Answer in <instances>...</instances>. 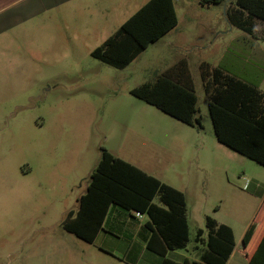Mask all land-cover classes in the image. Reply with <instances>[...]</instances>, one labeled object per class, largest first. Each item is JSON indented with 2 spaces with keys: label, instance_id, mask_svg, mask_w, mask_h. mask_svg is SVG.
Instances as JSON below:
<instances>
[{
  "label": "rangeland",
  "instance_id": "obj_1",
  "mask_svg": "<svg viewBox=\"0 0 264 264\" xmlns=\"http://www.w3.org/2000/svg\"><path fill=\"white\" fill-rule=\"evenodd\" d=\"M174 3L177 30L123 69L91 55L111 30L61 37L57 50L43 51L41 63L28 52L25 60L42 66L21 85L5 81L8 70L0 69V264H52L51 258L40 261L42 254L63 256L60 264H84L79 254L65 258L77 252L72 241L84 243L64 224L70 211H78L101 148L189 188L191 254L207 216L231 224L238 236L252 222L261 199L250 185H264V167L217 140L199 65L205 61L256 82L262 76L264 35L234 27L223 6ZM250 47L249 63L244 58ZM181 59L189 64L202 129L131 94ZM154 202L161 205L158 197ZM239 262L245 264L243 257Z\"/></svg>",
  "mask_w": 264,
  "mask_h": 264
},
{
  "label": "trees",
  "instance_id": "obj_2",
  "mask_svg": "<svg viewBox=\"0 0 264 264\" xmlns=\"http://www.w3.org/2000/svg\"><path fill=\"white\" fill-rule=\"evenodd\" d=\"M226 2L201 0L203 6ZM230 3L225 14L233 26L252 34V20L264 21V0ZM177 25L173 0H150L91 55L107 65L123 69ZM200 73L205 93L210 98L209 114L217 140L264 167V93L208 62L200 64ZM131 94L188 126L203 128L198 96L186 60L179 61L154 81L134 88ZM157 197L161 205L154 202ZM78 203V211L68 213L64 228L89 243L102 228L110 206L117 205L148 216L147 226L152 232L148 248L165 257L162 264H227L235 249L232 228L219 225L208 216L206 229H199L195 237L196 245L200 246L202 237L207 235L201 263L188 259L178 263L166 258L168 250H184L190 241L184 193L115 157L105 148H101L100 159ZM253 226L245 237L246 247ZM249 264H264V238Z\"/></svg>",
  "mask_w": 264,
  "mask_h": 264
},
{
  "label": "crops",
  "instance_id": "obj_3",
  "mask_svg": "<svg viewBox=\"0 0 264 264\" xmlns=\"http://www.w3.org/2000/svg\"><path fill=\"white\" fill-rule=\"evenodd\" d=\"M149 1L150 0H0V59H2L0 60V69L4 67L8 70L5 81H12L17 85L26 83L33 72L36 73L38 68L42 66V64L27 62L25 60V54L28 52L31 54L34 53L36 57L39 56V62L41 63V54L43 51L52 52L57 50L61 37L76 36V33L81 32H106L111 30V38L126 21ZM233 1L234 0H227L224 4L214 6H223L226 11V9L231 6L230 2ZM177 18L178 25L160 40L177 30L179 27L178 14ZM255 20L259 19L255 18L252 20L254 29L252 30V34H250L264 35V21H257V27L255 28ZM192 21L200 22L197 20ZM258 26L262 28L259 30V34ZM248 49L250 53L247 59L246 57L244 58V61L250 63L253 48L250 47ZM260 68L262 70V76L261 79L256 82L244 80L235 75L233 76L247 84L256 86L264 93V57ZM36 76L37 74L35 78ZM180 176L182 175L180 174ZM154 177L157 178L155 175ZM158 179L184 193L187 203L190 239L191 229L188 217L189 188L184 186L182 189L180 188L181 186H176L172 182H167L161 178ZM250 187L254 190L255 194L260 196L261 201L252 222L247 224L239 236L231 224L220 222L218 219L209 216L216 220L219 225L224 224L231 227L234 232L235 249L227 264H237L242 257L245 260V264H249L250 257L255 254L264 238V185H259L256 181H253ZM149 221L146 215H143L142 218H138L136 212L126 210L117 205H112L107 212L102 228L97 232L93 242L89 243L78 238V240L84 243L82 245L78 243V241H72V245L78 247L77 252H69L65 258L70 259L75 257L76 254H79L82 256L81 260L84 264H162L165 257L148 248V242L152 236V232L147 226ZM252 225L254 226L250 235H248V246L246 247L244 240ZM202 238L203 242L199 244L200 246L196 245L194 247V252L192 254L187 248L184 250H168L166 258L178 263H183L187 259L195 263H201L200 257L204 249H206L207 235L205 234ZM38 258L43 263L47 261L48 258H51L52 264H60V261L64 260L63 256L61 257L54 254L51 256L42 254ZM69 263L71 262L68 261V264Z\"/></svg>",
  "mask_w": 264,
  "mask_h": 264
},
{
  "label": "built area",
  "instance_id": "obj_4",
  "mask_svg": "<svg viewBox=\"0 0 264 264\" xmlns=\"http://www.w3.org/2000/svg\"><path fill=\"white\" fill-rule=\"evenodd\" d=\"M245 188H248V185H247ZM136 215H137L138 218H142V216H143V215L140 214V213H136Z\"/></svg>",
  "mask_w": 264,
  "mask_h": 264
}]
</instances>
